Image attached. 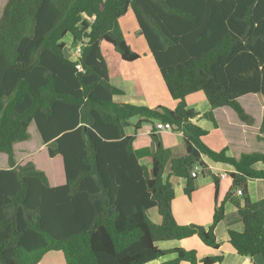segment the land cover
<instances>
[{
    "label": "trees",
    "instance_id": "obj_1",
    "mask_svg": "<svg viewBox=\"0 0 264 264\" xmlns=\"http://www.w3.org/2000/svg\"><path fill=\"white\" fill-rule=\"evenodd\" d=\"M130 11L178 100L175 109L134 105L112 83L122 60L141 56L120 23ZM68 35L75 48L82 45L78 59L66 50ZM198 91L211 106L203 117L215 127L221 106L254 123L239 98L264 95V0H7L0 17V153L10 167L0 168V264H40L51 251H61L66 264H147L171 251L178 256L166 264H198L195 251L157 243L198 236L219 248L215 229L227 201L244 223L242 232L229 231V242L241 255L264 259V199L245 194L242 201L229 192L208 227L174 217L169 176L185 178L191 196L192 169L199 163L205 172V156L234 167L235 191L250 178L264 179V153L237 159L204 142L209 131L191 122L199 113L187 103ZM136 116V129L160 120L183 130L186 152L163 147L154 134L150 166L141 164L136 137L125 131ZM33 122L49 157H63L62 185H51L33 161H17L15 144L30 139ZM151 208L161 223L150 218Z\"/></svg>",
    "mask_w": 264,
    "mask_h": 264
},
{
    "label": "crops",
    "instance_id": "obj_2",
    "mask_svg": "<svg viewBox=\"0 0 264 264\" xmlns=\"http://www.w3.org/2000/svg\"><path fill=\"white\" fill-rule=\"evenodd\" d=\"M122 20L123 17L121 18V21ZM126 28L142 36L137 21L136 25L128 21ZM127 42H129V40ZM139 43H142V41L139 40ZM140 47L143 51L138 52L134 50L141 55L140 58L134 61L122 60L120 74L113 78L112 83L123 89L125 92L124 100L134 105H147L149 107L162 105L170 109H175L178 105V100L171 96L148 44L143 43ZM239 101L246 111L254 117V123L248 124L241 120L232 107L221 106L214 110V115L218 123V127H215L210 120L203 117V114L211 108L204 93L198 91L187 96L188 107L199 113L196 117L191 119V122L208 130L209 134L211 131L217 134L218 143L204 142L216 151H220L227 147L228 154L237 159L244 153H264V141L258 139L259 135L264 136V133L261 132V126L264 120V95L251 93L240 97ZM138 120L139 118L133 120V123L126 126L125 131L128 135H134L136 137L134 151L141 164L150 166V156L156 151L158 146L153 137L154 134L158 136L163 147L171 148L177 154H184L186 152L183 130L175 126L172 131H157L155 120L143 121L140 127L136 129L134 125ZM207 120L208 122L210 121L211 124L207 123ZM209 126H211V130L207 128ZM208 135L204 138H207ZM20 143H16L15 145L17 146V144ZM58 156L63 161V157L61 155ZM58 156L54 157V159L57 160ZM5 158L8 161V155ZM204 161L207 163V168L205 172L202 170L199 176L196 177V190L191 196H188L185 192L187 183L185 178L175 175L169 176V180L174 184L175 189L173 213L179 224H198L208 227L213 221L215 209L226 198L229 192L235 193V197L239 198L247 194L252 201L264 199L263 178H250L245 183L246 187L244 185L243 195H238L237 191L234 190L233 178L230 175L231 172L235 170L234 167L228 163L216 162L206 156L204 157ZM9 167V163L7 166L0 165V168ZM256 167L260 168L261 165L258 164ZM52 168L51 173L48 174L51 185L58 186L64 184L66 182L64 162L62 171L60 167V171L56 170L53 166ZM224 172L229 175L224 178L220 177V174ZM216 183L219 185L218 191L216 189ZM243 200L244 199H242V201ZM225 209L226 218L221 221L215 229L217 239L220 242L219 248L206 245L198 236L160 241L157 243L158 246L165 250L183 248L188 251H195L198 264H206L203 260L207 257H221L219 261L210 264H254V262L264 264L262 256L259 255L252 258L250 256L241 255L231 245L229 242V231L235 230L242 232L244 230V223L238 213L237 207L231 201L226 202ZM149 214L155 223L159 224L162 222L163 218L158 209L155 210L151 208ZM62 254L63 253L60 251L48 252L44 255L40 264H66L64 254ZM177 256V252L171 251L158 260L147 264H166V262L174 260ZM180 264L191 263L182 260Z\"/></svg>",
    "mask_w": 264,
    "mask_h": 264
},
{
    "label": "rangeland",
    "instance_id": "obj_3",
    "mask_svg": "<svg viewBox=\"0 0 264 264\" xmlns=\"http://www.w3.org/2000/svg\"><path fill=\"white\" fill-rule=\"evenodd\" d=\"M7 0H0V17L3 13L4 6L6 4ZM128 21H131L133 25H136V18L133 11L128 12V14L123 17V20L121 22L122 29L125 32L127 41L129 40V44L133 50H136L138 52L143 51L140 46L143 45V43H146V40L144 36L139 35L138 33H135V31H131L130 29L126 28V24ZM136 37V38H135ZM135 38V39H134ZM68 46L66 50L68 53H71L72 50L75 48L73 39L70 35H68L66 38ZM137 39V40H136ZM136 40V41H135ZM139 40L142 41V43H139ZM147 44V43H146ZM136 46V47H135ZM113 80V79H112ZM115 80V79H114ZM139 117H133L132 119H138ZM207 123L211 124V122L207 120ZM209 130H211V126L207 127ZM30 132V139L19 142L20 144L15 145V151H16V158L18 163L25 164L28 161H33L34 164L41 170H44L47 175L51 173L52 166H59L62 171L63 161L61 158L54 159L49 157L47 145L42 140V137L36 127V124L33 122L29 127ZM204 141L209 142H217L218 143V137L215 132L211 131V133L208 135L207 138H204ZM45 149H44V148ZM40 152V153H39ZM7 155L5 153L0 154V165H8V161L6 160ZM56 160V161H54ZM202 176V175H201ZM244 190V187H242ZM240 199H244V196L240 197ZM157 210V208H154ZM150 216V214H149ZM151 218V216H150ZM152 219V218H151ZM61 252V251H60ZM62 253V252H61ZM63 255V254H62ZM66 261V260H65Z\"/></svg>",
    "mask_w": 264,
    "mask_h": 264
},
{
    "label": "built area",
    "instance_id": "obj_4",
    "mask_svg": "<svg viewBox=\"0 0 264 264\" xmlns=\"http://www.w3.org/2000/svg\"><path fill=\"white\" fill-rule=\"evenodd\" d=\"M71 53H72V57L71 58L78 59L79 56L82 53V45L79 44L76 48H74L72 50ZM77 67L79 69H82L81 64H78ZM155 127H156V130L157 131H161V130L162 131H172V130H174V125L171 122H164V121H160V120L156 121ZM202 170H203L202 169V166L199 163L198 164H195L194 165V168L192 169V172H191L192 173V176L193 177H198ZM228 175H229L228 173L224 172V173H221L220 174V177L224 178V177H226ZM243 193H244L243 188L240 187L237 190V194L238 195H243Z\"/></svg>",
    "mask_w": 264,
    "mask_h": 264
},
{
    "label": "water",
    "instance_id": "obj_5",
    "mask_svg": "<svg viewBox=\"0 0 264 264\" xmlns=\"http://www.w3.org/2000/svg\"><path fill=\"white\" fill-rule=\"evenodd\" d=\"M245 187H246V184H245Z\"/></svg>",
    "mask_w": 264,
    "mask_h": 264
}]
</instances>
